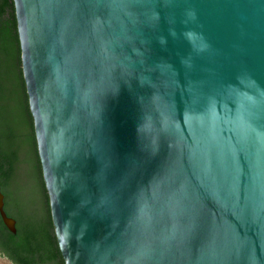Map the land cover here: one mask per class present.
I'll list each match as a JSON object with an SVG mask.
<instances>
[{"label":"water","instance_id":"95a60500","mask_svg":"<svg viewBox=\"0 0 264 264\" xmlns=\"http://www.w3.org/2000/svg\"><path fill=\"white\" fill-rule=\"evenodd\" d=\"M12 1L64 264H264V0Z\"/></svg>","mask_w":264,"mask_h":264},{"label":"trees","instance_id":"16d2710c","mask_svg":"<svg viewBox=\"0 0 264 264\" xmlns=\"http://www.w3.org/2000/svg\"><path fill=\"white\" fill-rule=\"evenodd\" d=\"M0 190L16 233L0 218V256L13 264H64L50 218L12 0H0Z\"/></svg>","mask_w":264,"mask_h":264},{"label":"rangeland","instance_id":"374dc122","mask_svg":"<svg viewBox=\"0 0 264 264\" xmlns=\"http://www.w3.org/2000/svg\"><path fill=\"white\" fill-rule=\"evenodd\" d=\"M0 264H13L7 258L0 256Z\"/></svg>","mask_w":264,"mask_h":264}]
</instances>
